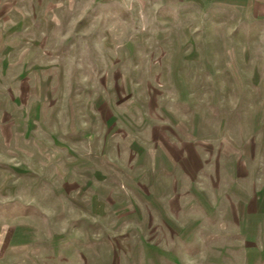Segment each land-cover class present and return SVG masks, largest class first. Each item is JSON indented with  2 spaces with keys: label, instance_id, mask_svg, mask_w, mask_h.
<instances>
[{
  "label": "rangeland",
  "instance_id": "1",
  "mask_svg": "<svg viewBox=\"0 0 264 264\" xmlns=\"http://www.w3.org/2000/svg\"><path fill=\"white\" fill-rule=\"evenodd\" d=\"M262 188L264 17L0 0V264H264Z\"/></svg>",
  "mask_w": 264,
  "mask_h": 264
},
{
  "label": "crops",
  "instance_id": "2",
  "mask_svg": "<svg viewBox=\"0 0 264 264\" xmlns=\"http://www.w3.org/2000/svg\"><path fill=\"white\" fill-rule=\"evenodd\" d=\"M189 0H165V2H169V3H179V2H187ZM190 1H198L201 2L203 0H190ZM232 1V0H231ZM234 2L238 3L241 7L245 8V9H250L251 11L255 12V15L257 17H264V0H233ZM237 178H245L248 176H242V175H238L236 176ZM264 191L263 188L261 190H255L253 191V196L248 198V201L246 203H244L243 205L246 204V208L248 210L249 204L252 202L253 205H255L256 208H260L262 210H264V200H262L261 198V192ZM247 198V197H246ZM250 198H253V200L251 201ZM250 200V201H249ZM243 200H241L242 202ZM251 203V204H252ZM242 204V203H241ZM250 209V208H249ZM247 210L245 211L247 213ZM244 212V215H246V213ZM227 213V212H226ZM239 213V212H238ZM232 216L229 217V220H232V218L234 219L235 217H233V214H231ZM220 218L222 219V216H220ZM236 223L238 222V226L241 225L243 228H245V224L243 223V221H241L242 219H240V217L237 216V211H236ZM222 224H228V221L226 223H223L221 221V225ZM255 225V224H254ZM247 226H251L249 223L247 224ZM223 227V226H222ZM227 227V226H226ZM224 228V227H223ZM258 227H256V233H258ZM248 232V231H246ZM258 236V235H257ZM253 263V262H252Z\"/></svg>",
  "mask_w": 264,
  "mask_h": 264
}]
</instances>
